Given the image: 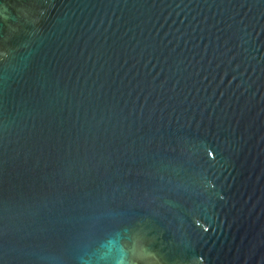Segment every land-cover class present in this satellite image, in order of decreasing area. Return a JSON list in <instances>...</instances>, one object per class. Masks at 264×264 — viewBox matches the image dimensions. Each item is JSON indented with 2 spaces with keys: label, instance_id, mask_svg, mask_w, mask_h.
I'll return each mask as SVG.
<instances>
[{
  "label": "water",
  "instance_id": "water-1",
  "mask_svg": "<svg viewBox=\"0 0 264 264\" xmlns=\"http://www.w3.org/2000/svg\"><path fill=\"white\" fill-rule=\"evenodd\" d=\"M0 264H264V0H0Z\"/></svg>",
  "mask_w": 264,
  "mask_h": 264
}]
</instances>
